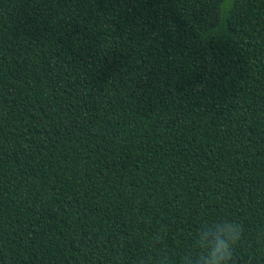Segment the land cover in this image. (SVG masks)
<instances>
[{
	"label": "trees",
	"instance_id": "1",
	"mask_svg": "<svg viewBox=\"0 0 264 264\" xmlns=\"http://www.w3.org/2000/svg\"><path fill=\"white\" fill-rule=\"evenodd\" d=\"M224 218L264 264V0H0V264H180Z\"/></svg>",
	"mask_w": 264,
	"mask_h": 264
},
{
	"label": "clouds",
	"instance_id": "2",
	"mask_svg": "<svg viewBox=\"0 0 264 264\" xmlns=\"http://www.w3.org/2000/svg\"><path fill=\"white\" fill-rule=\"evenodd\" d=\"M244 231L241 223L230 218L201 221L193 237V248L184 253L180 264H233ZM140 264H175V260L167 249L160 248L142 258Z\"/></svg>",
	"mask_w": 264,
	"mask_h": 264
}]
</instances>
